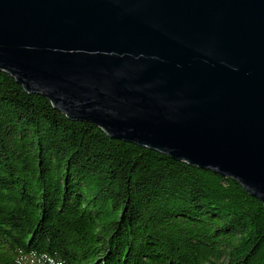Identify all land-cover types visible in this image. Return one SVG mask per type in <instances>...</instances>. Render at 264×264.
Returning <instances> with one entry per match:
<instances>
[{
    "label": "water",
    "instance_id": "obj_1",
    "mask_svg": "<svg viewBox=\"0 0 264 264\" xmlns=\"http://www.w3.org/2000/svg\"><path fill=\"white\" fill-rule=\"evenodd\" d=\"M0 72L264 204V0H0Z\"/></svg>",
    "mask_w": 264,
    "mask_h": 264
},
{
    "label": "trees",
    "instance_id": "obj_2",
    "mask_svg": "<svg viewBox=\"0 0 264 264\" xmlns=\"http://www.w3.org/2000/svg\"><path fill=\"white\" fill-rule=\"evenodd\" d=\"M0 264H264V204L0 72Z\"/></svg>",
    "mask_w": 264,
    "mask_h": 264
}]
</instances>
